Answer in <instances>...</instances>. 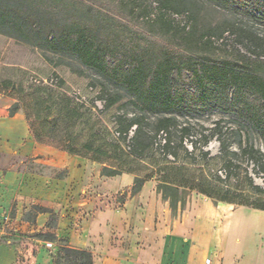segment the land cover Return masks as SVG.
I'll return each instance as SVG.
<instances>
[{
  "label": "trees",
  "instance_id": "16d2710c",
  "mask_svg": "<svg viewBox=\"0 0 264 264\" xmlns=\"http://www.w3.org/2000/svg\"><path fill=\"white\" fill-rule=\"evenodd\" d=\"M3 1L16 6L10 4L6 10L1 4ZM34 1L0 0V30L22 38L34 47L79 58L115 89L124 90L135 96L137 100L134 104L142 103L151 113L166 115L157 120L156 127L152 130H148V124H144L137 115L131 118L126 115L116 116L115 122L112 123L113 131L96 117L94 111L101 113L115 106L120 101L118 93L108 100L99 99L105 102L104 110H101L97 108L96 102L89 105L82 97L69 95L62 80L54 84L53 81L49 84L30 83L27 87L17 85L11 80L1 82L0 94L17 99L9 109L10 116H14L22 108L23 95L27 90H32L38 96L39 115L32 119L30 115L25 114L29 131L37 142L102 165L103 176L112 177L124 173L134 175L132 196L139 194L145 183L156 179L157 192L170 203L173 215L177 214L179 205L181 210L185 209L184 195L187 191L206 196L215 203L264 211V188L257 185L252 177L246 175L250 192L257 198L255 203L248 201L243 191L233 187V165L227 158L225 145H222L221 157L213 158L206 150L211 140L208 136H203L201 147H197L192 141L191 148L185 147L182 142L179 147L174 141V136L178 132L189 135L191 127L178 129L177 118L172 115L173 112L180 109L190 111L198 105L206 107L217 104L225 111L245 117L264 137V85L256 84L257 90L253 93L244 92L242 84L256 79L254 73L243 66L247 63L235 59L230 63H221L222 65L215 69L205 67L201 64L202 59L198 57V53L188 44H185L187 54L185 63L181 52L170 46L161 49V53H158L153 63H150V58L156 51L151 45V38H138V42L132 43L131 30L139 27L140 23L125 17L119 11L122 6L121 0H86L87 3L74 0L84 6L89 13L93 10L102 18L95 22L87 17L86 19L67 17L59 33H55L52 28L47 33L46 27L41 23L45 17L51 16L55 19L60 17L59 13L53 7H40V15L36 19L35 15L29 13L31 7L29 4ZM209 1L229 11L264 20V0ZM109 21L120 24L121 33L114 31L115 29L111 30ZM260 48L264 50V45ZM259 58L257 57L254 63L259 62ZM263 63L264 61H260L259 64ZM182 78L185 80V88L187 86L192 88L194 94L193 97L185 95V101L184 87L179 83ZM233 80L241 84L237 87ZM219 81L222 90L213 96L210 95L209 89ZM202 85H205V89ZM232 88L236 93L231 95L227 89ZM43 105L45 108L41 109ZM43 112L46 114V121L50 119L45 126L38 123L43 119L40 114ZM56 121H62L63 135L58 143H52L46 140L45 128L50 125L56 129ZM159 136L162 139L157 141ZM247 148L255 151L253 146ZM197 152L203 158V163L196 161ZM180 154H184L183 158ZM109 161H115L116 165L107 166ZM215 161L222 163L224 178L210 169V163ZM134 163L145 164L149 174L146 177L139 175L129 167ZM197 171L200 175L195 174ZM32 212H35L34 217L31 216ZM45 213L50 215L46 228L54 230L59 215L52 209L31 204L30 209H25L23 220L33 223L37 215ZM44 236L45 241L54 242L56 239L54 234ZM60 240L66 243L59 244L53 256V264H94L90 251L73 248L66 240Z\"/></svg>",
  "mask_w": 264,
  "mask_h": 264
},
{
  "label": "rangeland",
  "instance_id": "374dc122",
  "mask_svg": "<svg viewBox=\"0 0 264 264\" xmlns=\"http://www.w3.org/2000/svg\"><path fill=\"white\" fill-rule=\"evenodd\" d=\"M82 3H87L86 0H80ZM122 6L119 11L125 17L137 20L140 24L131 34L132 43L138 42L139 39H150L155 55L150 58V63H153L156 55L161 53V49L170 46L178 49L181 52L183 62L186 60L185 44L190 45L201 58V64L205 67L215 69L222 65L221 63L232 62L235 59L244 61V64L250 71L254 73L256 79L245 82L243 85L244 92L253 93L257 90V86L264 85V50L260 48L264 45V20L258 17L246 16L242 13L229 11L217 3L209 0H121ZM117 3V2H116ZM2 6L8 10L10 2L3 1ZM16 6L15 4H11ZM30 14L35 15L36 19L40 15V7H53L59 13L58 18L45 17L41 23L46 27L47 33L52 28L55 33H59L60 28L66 22L65 19L72 17H83V19L91 18L95 22H99L102 16L91 10L89 13L84 6L79 5L74 0H35L29 4ZM89 13V15H85ZM110 29L121 33L120 24L109 21ZM121 35V34H119ZM153 39V40H152ZM137 40V41H136ZM240 54H239V53ZM159 55V54H158ZM260 57L259 62L254 63V60ZM229 70V69H227ZM214 71V70H210ZM217 74V73H216ZM5 80H11L17 85L27 87L30 83L43 82L45 84H54L58 80L65 83L66 92L77 97L85 99L89 105L96 102L97 108L104 110L105 102L103 99H109L118 93L120 101L113 107L105 109L101 113L94 111L103 124L110 126L115 122L116 116L126 115L128 118L137 115L142 119V122L147 125L148 130L156 127L157 120L166 116L164 113H151L143 106L142 103L134 104L137 98L131 96L124 90L115 89L110 83L98 75L92 68L86 66L82 60L75 56L54 53L47 49L34 47L31 43L12 35L7 31L0 30V83ZM179 82V81H178ZM184 87L185 95L193 97V90L190 87L185 88V80L182 78L179 82ZM241 84L237 80H233V84ZM205 89V85H202ZM202 89V90H203ZM210 95L218 93L222 90L221 81L215 83L212 87ZM101 92L102 94H99ZM229 94H235L234 88L227 89ZM190 93V94H189ZM24 104L18 111L20 115H30L32 119L39 115L37 108L39 103L38 96L32 90H27L23 95ZM210 97V96H207ZM207 99V98H206ZM17 102L15 97H10L5 94H0V146L5 141V135L9 129L4 126V120L9 119V109ZM197 106L193 110L180 109L178 112H173L177 118L178 129L185 126H190L189 135L178 132L174 136V141L180 147V143L187 148H191L192 141L197 147L202 146L203 136H208L211 140L206 147V150L213 158L221 157L222 145L227 149V158L233 165V187L243 191L246 199L251 203L256 202V196L250 192L246 175L252 177L255 183L264 188V137L261 132L255 128L245 117L236 113L223 110L220 106ZM45 105L41 109H44ZM43 119L39 120V124L47 125L46 114L40 113ZM20 116H18L19 118ZM23 117V116H22ZM127 119V118H126ZM61 120V119H60ZM124 120V119H123ZM123 122V121H122ZM125 122V121H124ZM123 122V123H124ZM56 129L53 126L46 127V140L52 143H58L62 137L61 129L62 121H56ZM58 125V126H57ZM113 129V128H112ZM55 130V131H54ZM114 131V129H113ZM162 138L159 136L157 141ZM242 144V148L240 145ZM253 146L255 151H250L247 147ZM54 148V147H53ZM56 149V148H55ZM246 149V150H244ZM59 150V149H57ZM62 151V150H61ZM259 151V153H257ZM64 152V151H63ZM183 158L184 154H180ZM196 161L203 163V158L200 153H196ZM107 166H115V161H109ZM76 169L78 172L75 178L79 183V188L75 195H69V210L64 213L65 219H72L71 224L76 226V233L80 231V226L85 224L87 219V209L80 205L86 199L93 198L97 193H104L117 197V200L126 202L129 197V184L134 180V175L122 174L119 176H104L103 181L99 183V175L103 171V166L91 160H82L72 158L64 153H58L53 150H47L43 156V160H38L35 157H22L17 153L4 154L0 153V171L3 177L7 171H24L31 174L40 175L44 178H59L67 181L69 177L68 168ZM139 175L146 177L148 167L145 164L134 163L129 166ZM210 169L217 172L218 175L225 177L223 174L222 163L211 162ZM199 167L197 166V170ZM200 175L199 171L195 173ZM1 177V178H2ZM151 185H155L157 191V180L148 181L145 188V193L150 190ZM119 186L120 192L117 193ZM98 187L101 189L98 191ZM85 189V190H84ZM114 193V194H113ZM159 202L165 201L160 193H158ZM9 195H6L8 197ZM77 196V202L74 203ZM158 197V196H157ZM161 197V200H160ZM1 198H5V192ZM154 198V195H153ZM207 198L196 192H185V208H195L194 204H198L197 200ZM6 199V198H5ZM168 202V201H166ZM211 202L218 207L221 203ZM169 203V202H168ZM203 203V202H202ZM18 204L16 198L12 199V204L9 206L6 215L0 218V242H14L18 240H28L38 238L46 239L42 232H33L16 223L13 219V206ZM71 204V205H70ZM170 205V203H169ZM103 207V206H102ZM122 207V206H121ZM239 206L231 205L228 208V214L237 209ZM30 209V207L28 208ZM76 212L77 215L69 213ZM180 205L176 216L179 215ZM35 212H32L34 217ZM38 216V215H37ZM226 214L224 215L225 218ZM50 215L45 213L40 216L39 223L42 225L44 219H49ZM223 218V219H224ZM241 215L237 212L233 219H238L240 222ZM225 220V219H224ZM241 220L238 223V230L251 229L252 227ZM57 224V223H56ZM36 225V226H37ZM19 226V227H18ZM69 226V222H67ZM36 229V228H35ZM37 230V229H36ZM42 231V230H41ZM80 234L72 236V243L75 245H83L84 237ZM67 240V239H66ZM103 244L100 240H97ZM47 243L52 244L51 247ZM56 237L55 241H45L44 245L53 253L57 252L59 244H64ZM67 243L70 245L69 241ZM165 242L160 243V247H164ZM90 252L93 255L95 264H104V257L100 247H92ZM145 264V263H140Z\"/></svg>",
  "mask_w": 264,
  "mask_h": 264
},
{
  "label": "crops",
  "instance_id": "0c3cea01",
  "mask_svg": "<svg viewBox=\"0 0 264 264\" xmlns=\"http://www.w3.org/2000/svg\"><path fill=\"white\" fill-rule=\"evenodd\" d=\"M4 122L9 133L7 131L4 137L0 153H17L22 157L43 160L47 150H53L72 158L88 160L37 142L24 115L9 114V119ZM68 170L67 181L24 171H7L2 177L0 171V197L5 192L6 198L0 200V218L6 215L12 199L16 198L18 204L13 206V219L21 228L42 232L43 235L54 234L58 239H67L70 246L76 249L91 251L89 246L100 247L104 264H264V211L238 207L230 215V204L221 203L217 207L211 199L204 198L197 200L200 203L194 204L195 208L180 209L176 216L168 202L162 201L161 197L159 202L160 195L155 185H151L145 193L147 182L139 194L132 196L133 179L128 185L130 193L125 203L117 200L114 193V196L108 197L97 193L80 203L88 212L85 224L79 227H82L81 237L85 242L75 245L72 236L80 234V231L76 233L72 219L63 217L69 210V195H75L79 188L75 178L78 172L71 167ZM103 177L99 175V183L104 182ZM100 189L98 187L97 190ZM31 204L52 209L59 215L54 230L46 228L49 219L37 225L44 214H39L33 223L23 220L24 211ZM237 212L241 215L240 222L245 219L251 229L235 228L240 223L238 219H233ZM69 214L78 216L76 212L70 211ZM162 241L165 242L164 247H160ZM44 243L45 240L38 238L0 242V264H53L54 253Z\"/></svg>",
  "mask_w": 264,
  "mask_h": 264
},
{
  "label": "built area",
  "instance_id": "2783aa9c",
  "mask_svg": "<svg viewBox=\"0 0 264 264\" xmlns=\"http://www.w3.org/2000/svg\"><path fill=\"white\" fill-rule=\"evenodd\" d=\"M47 246H48V247H51V246H52V244H50V243H47ZM207 262H209V260H208Z\"/></svg>",
  "mask_w": 264,
  "mask_h": 264
}]
</instances>
